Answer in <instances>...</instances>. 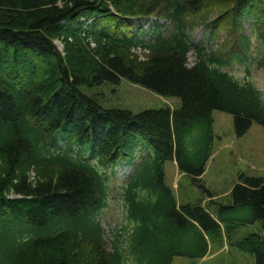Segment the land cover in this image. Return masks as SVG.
Returning <instances> with one entry per match:
<instances>
[{"label": "trees", "instance_id": "1", "mask_svg": "<svg viewBox=\"0 0 264 264\" xmlns=\"http://www.w3.org/2000/svg\"><path fill=\"white\" fill-rule=\"evenodd\" d=\"M228 1L234 20L224 21L243 49L225 57L211 44L225 11L197 15L208 0H0V264H172L224 238L264 264V175L240 172L225 202L201 181L213 110L232 115L237 135L253 122L264 130V91L223 68H264V0ZM247 22L260 45L252 58ZM198 26L205 41L193 38ZM122 78L179 105H101L91 89ZM169 160L207 206L178 203ZM113 179L131 226L109 249L97 214Z\"/></svg>", "mask_w": 264, "mask_h": 264}, {"label": "rangeland", "instance_id": "2", "mask_svg": "<svg viewBox=\"0 0 264 264\" xmlns=\"http://www.w3.org/2000/svg\"><path fill=\"white\" fill-rule=\"evenodd\" d=\"M205 9L197 15L212 16L218 9L225 11L219 18L223 20L221 27L216 31L217 35L211 41L213 49L217 50L219 55L227 56L232 50L242 51V44H239L238 35L240 32L234 28L229 29V24L224 20H234L233 16L227 10L231 7L228 0H208ZM246 24L243 23L245 32L250 35L252 41L250 44V58L255 55V48L260 47L254 34H250ZM257 28L264 32V15H260ZM208 30L198 26L195 28L193 38L196 41H205ZM58 49H62L60 40H55ZM194 54L188 53V62L191 64L194 60ZM229 73L240 80L252 81L260 90L264 91V68H258L253 59H247L240 62L232 60L223 66ZM92 94L96 95L98 101L104 107H115L128 109L132 112H138L144 109H156L164 106L175 108L179 105V98L173 96H161L153 91L134 84L126 79H121L119 83L110 85L104 83L91 89ZM213 118V150L208 159L205 171L202 174L201 181L204 183L216 200L226 201L230 188L238 182V174L246 173L253 176L264 175V130L253 122L248 130L237 135L234 131L232 115L220 110L212 111ZM194 138H188L192 143ZM63 145L59 143V147ZM124 170L117 173L122 177ZM165 181L173 188V193L178 201L195 202L207 206L210 201L207 194H202L199 189L191 182L189 176H185L177 169L175 161L165 163ZM120 179H113L108 182V197L105 206L97 214L102 229V238L108 242L111 249L114 233L125 235L131 224L125 220V213L122 207L123 200L119 197L121 190ZM9 196H13L12 192ZM213 212V207H211ZM245 211V209H244ZM119 227V228H118ZM249 230H255V227H249L241 230L239 237ZM250 232V231H249ZM256 232V231H255ZM234 239V238H232ZM172 264H254L253 256H249L237 250L232 243L224 238L221 245L212 244L208 254L201 259H189L181 256L173 257Z\"/></svg>", "mask_w": 264, "mask_h": 264}]
</instances>
